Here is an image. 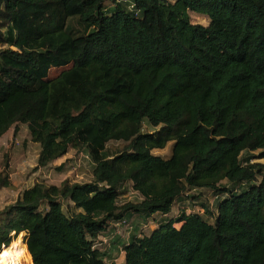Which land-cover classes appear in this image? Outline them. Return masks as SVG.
Returning <instances> with one entry per match:
<instances>
[{"label":"trees","instance_id":"trees-1","mask_svg":"<svg viewBox=\"0 0 264 264\" xmlns=\"http://www.w3.org/2000/svg\"><path fill=\"white\" fill-rule=\"evenodd\" d=\"M18 123L39 147L35 169L74 149L90 178L37 180L1 207L0 252L109 264L118 246L122 264H264V0H0V140ZM190 191L203 213L170 216ZM131 214L157 227L104 252L99 237Z\"/></svg>","mask_w":264,"mask_h":264},{"label":"rangeland","instance_id":"rangeland-1","mask_svg":"<svg viewBox=\"0 0 264 264\" xmlns=\"http://www.w3.org/2000/svg\"><path fill=\"white\" fill-rule=\"evenodd\" d=\"M189 17L191 23L193 24H201L204 26L208 24V18L205 16L190 12ZM62 69L63 68L51 69L50 75H54ZM169 147L170 145L163 150L156 151V153L166 156L169 153ZM38 150L39 147L36 143L31 141L25 124L18 123L12 126L2 136L0 140V170L4 165V156L7 155L8 167L6 170L11 187H5L0 190V208L13 203L24 189L28 188L37 180H43L47 184L56 185H59L64 180H69L70 182H86L89 180L90 159L84 151L76 152L74 149H70L69 152L62 158L55 160L46 167L35 169ZM258 153L259 151L250 153L255 156L252 158L251 162H263L262 160L256 158ZM246 155L248 154H243V156ZM193 194L196 195L194 191H190L186 197H183L180 201H178V203L173 206L170 216L177 218L181 214L182 210L187 212L199 211L202 214L203 210L200 209L198 204L201 201L207 202L210 210L213 213L215 212V199L210 191L204 190L202 192L201 195L204 200L201 201L192 199L190 196ZM134 199L135 194L129 191L123 197H120L119 203H123L128 200L132 201ZM67 203L68 201H63L64 209ZM155 220L156 219H153L152 217H148L143 221H138L136 214H131L130 217L124 220V222L117 224L119 231L118 236L121 239L126 240L128 239V236L130 237V235H132V231L135 228L137 229L136 235H138V233L148 234L152 228L154 229L157 226ZM210 221L212 222L213 218H210ZM175 226H177V224H175ZM13 235L14 233H12V236ZM108 237L105 241L104 239H98V245L104 252H107L106 249L109 247L106 243L108 241ZM110 254L114 257L112 260L114 262L110 260L112 264L122 263L123 256L122 253H120L118 246L116 249L112 250ZM30 264H32V260Z\"/></svg>","mask_w":264,"mask_h":264},{"label":"clouds","instance_id":"clouds-1","mask_svg":"<svg viewBox=\"0 0 264 264\" xmlns=\"http://www.w3.org/2000/svg\"><path fill=\"white\" fill-rule=\"evenodd\" d=\"M21 236L24 235V233L20 234ZM20 244V240L17 239L13 244L12 248L16 249ZM3 257H11V260L0 258V264H21V259L23 258L26 261V264H30V258L26 256V249L19 248L18 251H12V252H4Z\"/></svg>","mask_w":264,"mask_h":264},{"label":"crops","instance_id":"crops-1","mask_svg":"<svg viewBox=\"0 0 264 264\" xmlns=\"http://www.w3.org/2000/svg\"><path fill=\"white\" fill-rule=\"evenodd\" d=\"M137 216V215H136ZM144 219H147V217H145L144 218V216H137V220L138 221H143ZM155 224V223H154ZM175 224H177V226L176 227H179V225H180V223H175ZM114 227H116V228H114V230H112L113 232H111L110 234H107V235H102V236H100L99 238L100 239H104V241H105V239L108 237V241L106 242L107 244H108V242L110 241V239H113V240H116V241H118V242H120L121 244L122 243H126L128 240H129V236H128V239H126V240H124V239H121L119 236H118V234H119V231H118V228H117V224H115L114 225ZM157 227V226H156ZM155 227V228H156ZM152 228V227H151ZM153 229V228H152ZM151 229V230H152ZM138 235H139V233H138ZM120 253H122V252H120ZM122 256H123V253H122ZM123 259H124V257H123ZM113 260V259H112ZM111 260V261H112ZM112 262H114V261H112ZM112 262H110L109 264H112ZM122 262H123V260H122ZM122 264V263H121Z\"/></svg>","mask_w":264,"mask_h":264},{"label":"bare ground","instance_id":"bare-ground-1","mask_svg":"<svg viewBox=\"0 0 264 264\" xmlns=\"http://www.w3.org/2000/svg\"><path fill=\"white\" fill-rule=\"evenodd\" d=\"M0 258H3V259H7V260H11V257H3V252H0Z\"/></svg>","mask_w":264,"mask_h":264}]
</instances>
